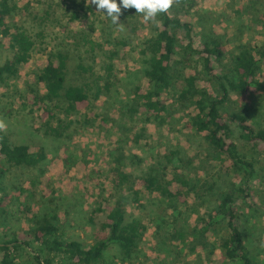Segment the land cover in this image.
<instances>
[{"label": "rangeland", "instance_id": "rangeland-1", "mask_svg": "<svg viewBox=\"0 0 264 264\" xmlns=\"http://www.w3.org/2000/svg\"><path fill=\"white\" fill-rule=\"evenodd\" d=\"M16 4L9 23L30 34L35 45L30 61L20 66L18 76L0 84V121L13 142L42 147L47 159L38 169L12 167L3 177L1 185L6 197L0 206V238L5 239L7 234L5 224L11 238L13 233L35 226L36 213H47L59 217L66 238L90 246L107 234L99 223L107 206L121 203L132 217H140L147 230L139 242L140 254L127 259L114 245L106 250L108 264H164V258L175 264H226L219 247L215 254L211 247L206 251L200 247L191 249L195 242L189 229L216 206L217 194L227 186L220 177L228 174L214 147L189 127L195 114L192 103L181 100L175 89L161 119L148 121L143 113L130 111L131 89L138 84L145 89L149 85L145 76L149 64L141 51L146 40L154 36L156 24L129 8L122 9L119 24L113 25L106 13L91 5V0L81 5L74 0H16ZM243 5L244 0H193L196 40L203 30L214 31L223 37L229 56L254 41L263 45L264 31L250 28ZM119 40L127 46H118ZM117 47L122 52L115 57L117 89L110 95L93 93L87 109L67 118L78 122L55 136L48 129L49 118L43 110L27 100L35 72L50 55L63 51L70 55L68 81L81 84L87 78L91 82L93 72L83 74L77 66L84 63L104 74L103 66L110 61L107 55ZM12 55V50L0 48V63ZM259 78L264 82V61ZM232 97L230 107L245 111L252 121L257 116L264 122V98ZM59 116L66 118L62 111ZM50 126L57 128L59 124L52 120ZM152 171L161 178L185 175L195 190L186 194V202L168 201L157 192L148 193L140 179ZM120 173L128 175L122 186L115 182ZM212 184L215 193L209 190ZM253 184L247 199L238 201L242 207L239 223L248 233L260 264H264V181L256 179ZM172 234L176 236L174 241L169 238ZM164 238L172 256L159 252ZM19 262L35 264L28 254Z\"/></svg>", "mask_w": 264, "mask_h": 264}, {"label": "trees", "instance_id": "trees-1", "mask_svg": "<svg viewBox=\"0 0 264 264\" xmlns=\"http://www.w3.org/2000/svg\"><path fill=\"white\" fill-rule=\"evenodd\" d=\"M86 1L74 0L78 5ZM192 8L193 0H173L168 12L158 15L156 32L146 40L141 51L149 64L145 72L149 85L145 89L138 84L131 89L130 111L143 113L148 121L161 119L175 89L179 90L181 100L192 103L195 114L188 122L189 127L214 147L228 174L220 177L227 186L222 194H217L216 206L202 214L196 225L189 229L195 242L191 243V249L195 251L200 247L206 251L211 247L215 254L216 247H219L226 264H260L250 246L252 241L248 233L239 223L242 207L238 206V201L247 199L256 179L264 181V122L257 116L250 120L245 111L230 107V102H234L233 94L240 100L248 96L249 99L264 98V82L259 78L264 61V43L260 45L254 41L229 56L223 37L214 31L203 30L196 40ZM242 8L249 18L250 28L264 31V0H244ZM16 9V0H0V48L13 51L11 57L0 63V84L3 85L18 76L20 66L30 61L35 45L30 34L9 23ZM117 45L127 46L122 40ZM121 53L117 47L107 55L111 62L104 64V74L94 72L92 66L79 64L77 67L83 74L93 72L91 82L87 78L81 84L68 81L70 55L63 51L50 55L35 72L27 100L35 108L43 110V115L49 118L48 129L55 136H61L62 129L78 122L67 118L87 109L93 93L95 96L110 95L117 89L115 57ZM59 111L66 118L59 116ZM52 120L58 122L57 128L50 126ZM46 159L42 147L13 142L0 121V206L6 197L2 180L11 168L38 169ZM127 179L126 173H120L115 182L122 186ZM140 182L148 193L157 192L168 201L186 202V194L195 190V185L185 175L161 178L159 173L152 171L141 177ZM209 190L215 193V184ZM153 206L159 207L156 203ZM97 209L101 210V207ZM106 210L99 223L107 234L90 246H85L78 239L66 238L56 214L36 213L35 226L25 232L13 233L11 238H8L10 229L1 222L5 224L7 234L5 239L0 238V252H3L0 264H20L19 260L26 254L33 258L35 264H108L106 250L114 245L127 259H133L141 253L139 242L147 230L146 225L140 217H132L121 203L108 205ZM3 213L6 215L5 210ZM184 235L179 232V236ZM175 237L174 234L169 236L173 241ZM166 240L158 250L167 256L173 251ZM163 263L175 264L165 258Z\"/></svg>", "mask_w": 264, "mask_h": 264}, {"label": "clouds", "instance_id": "clouds-1", "mask_svg": "<svg viewBox=\"0 0 264 264\" xmlns=\"http://www.w3.org/2000/svg\"><path fill=\"white\" fill-rule=\"evenodd\" d=\"M173 0H91L98 12L106 13L113 25H118L122 9L135 8L137 14H142L145 21L157 24L159 14L167 13Z\"/></svg>", "mask_w": 264, "mask_h": 264}]
</instances>
